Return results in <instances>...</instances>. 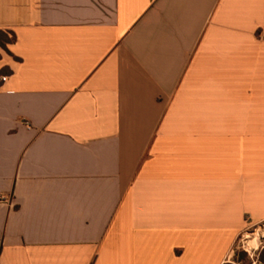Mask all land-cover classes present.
Instances as JSON below:
<instances>
[{"label": "crops", "instance_id": "0c3cea01", "mask_svg": "<svg viewBox=\"0 0 264 264\" xmlns=\"http://www.w3.org/2000/svg\"><path fill=\"white\" fill-rule=\"evenodd\" d=\"M0 198V264H236L264 0H0Z\"/></svg>", "mask_w": 264, "mask_h": 264}, {"label": "rangeland", "instance_id": "374dc122", "mask_svg": "<svg viewBox=\"0 0 264 264\" xmlns=\"http://www.w3.org/2000/svg\"><path fill=\"white\" fill-rule=\"evenodd\" d=\"M236 264H264V225L246 230L231 259Z\"/></svg>", "mask_w": 264, "mask_h": 264}, {"label": "built area", "instance_id": "2783aa9c", "mask_svg": "<svg viewBox=\"0 0 264 264\" xmlns=\"http://www.w3.org/2000/svg\"><path fill=\"white\" fill-rule=\"evenodd\" d=\"M1 80H2L3 82H6L8 79H7V77H2ZM0 201H2V198H0Z\"/></svg>", "mask_w": 264, "mask_h": 264}]
</instances>
